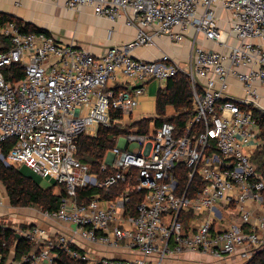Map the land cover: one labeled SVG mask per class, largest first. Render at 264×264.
Segmentation results:
<instances>
[{
	"label": "built area",
	"instance_id": "built-area-1",
	"mask_svg": "<svg viewBox=\"0 0 264 264\" xmlns=\"http://www.w3.org/2000/svg\"><path fill=\"white\" fill-rule=\"evenodd\" d=\"M67 6H89L113 22L125 19L137 35L95 56L47 34L24 33L15 22L0 26V38L11 42L0 52V144L14 141L9 165L63 188L58 210L42 215L72 226L70 236H52L40 226L15 229L36 249L14 264H61L60 252L84 264H167L185 254L245 264L264 251V173L256 159L262 151L264 163V141L255 114H264V0H67ZM191 31L187 68L167 54L154 61L130 55L160 36L183 43ZM199 37L216 48L201 46ZM13 66L22 69L21 80L7 79L4 71ZM181 72L193 88L185 130L165 123L155 134L133 129L120 137L101 171L113 174L96 186L124 183L127 190L114 200L97 194L80 202L78 191L91 182L89 167L76 157L80 137L130 125L145 85L167 83ZM230 77L243 96L231 95ZM179 167L188 170L190 183L195 176L204 183L197 197H187L188 189L179 193ZM132 192L142 193V201L131 209ZM185 211L195 216L188 228ZM0 227H6L1 219ZM76 238L93 248L91 256ZM116 251L130 258L108 256Z\"/></svg>",
	"mask_w": 264,
	"mask_h": 264
},
{
	"label": "trees",
	"instance_id": "trees-1",
	"mask_svg": "<svg viewBox=\"0 0 264 264\" xmlns=\"http://www.w3.org/2000/svg\"><path fill=\"white\" fill-rule=\"evenodd\" d=\"M10 22H15L24 33L48 34L46 30L40 29L32 24L24 23L5 14H0V26H5ZM11 47L10 40L0 38V52L7 51ZM8 80H21L24 77L22 69L13 66L4 71ZM8 74H12L9 77ZM259 119L260 138L264 141V114L256 113ZM121 118L116 113L115 117ZM193 116V88L189 77L184 73H179L169 79L164 89H160L157 94L156 116L154 118H144L138 122L125 126L100 127L96 137L81 136L78 141L77 159L86 164L90 169L91 182L85 189L79 190L77 197L80 202H88L93 195H99L102 200H114L123 194L128 184L119 183L108 190L96 186L98 182L104 181L107 176L113 174V171L101 172L102 166L106 161L109 152L114 149L118 139L133 129H137L138 134L151 135L157 133L165 123H172L182 132L187 126V122ZM14 145V141L0 144V184L4 187L13 208H31L35 207L43 212H54L58 210L61 196L53 194V186L44 188L33 177L32 174H26L23 168H16L8 164L6 157ZM262 151H258L256 159L259 168L264 173V163L261 161ZM263 160V159H262ZM136 174L131 177L132 185H136ZM175 178L178 181L179 193L188 189L187 197L194 198L203 190L204 183L198 176L189 182L188 170L179 167L175 172ZM53 183V182H52ZM55 186V183H54ZM142 201V193L132 192L130 194L129 208ZM195 218L192 211H185L182 214V221L186 228ZM181 219V214H180ZM230 222L232 220L229 219ZM32 226L23 225L22 230ZM17 232L12 227H0V264H7L11 255L15 260L33 250L36 247L25 238L19 240ZM14 251V252H13ZM13 252V253H12ZM58 252V251H57ZM61 264H84L81 261H72L65 253H59ZM245 264H264V251H258L253 258Z\"/></svg>",
	"mask_w": 264,
	"mask_h": 264
},
{
	"label": "crops",
	"instance_id": "crops-1",
	"mask_svg": "<svg viewBox=\"0 0 264 264\" xmlns=\"http://www.w3.org/2000/svg\"><path fill=\"white\" fill-rule=\"evenodd\" d=\"M0 14H5L46 30L55 42L77 46L95 56H103L110 48L115 46L122 48L133 42L137 35L136 28L125 25V19L113 22L109 19L98 17L89 6L70 9L67 6V0H0ZM193 37L194 32L191 31L187 34L185 41L180 44L175 43L166 35L156 37L153 45L134 48L130 50V55L135 59L154 61L163 54H167L184 69L190 65L192 58ZM198 39L201 46L216 48L215 45L209 43L203 37ZM229 83L231 95L235 97L243 96L242 86L236 79L230 77ZM166 85L167 83L162 84L156 80L148 82L145 85V92L139 100L138 107L134 114L128 118L127 122L133 121L134 123L144 118H154L156 116L158 91L164 89ZM53 194L57 196L55 187H53ZM0 199L5 201V205L8 202V206H0V219H2V222L6 216H10L15 226L21 223L26 226H40L50 230L52 236L60 234L70 236L72 226L54 223L45 219L42 215V210L38 208L11 207L6 191L1 184ZM5 226L12 227L14 230L18 228L8 224ZM75 241L77 243L75 245L80 247L81 250L83 249V253L91 256V250L88 246H83V241L80 238H76ZM193 255L199 256V254H185L178 259L170 261L169 264H218L214 261L209 263V260L203 257L201 259L192 258L191 256ZM108 256L130 258L128 254L121 251L112 252ZM14 261L16 262L17 260ZM225 263L243 264L239 258H231L226 260V262H221V264Z\"/></svg>",
	"mask_w": 264,
	"mask_h": 264
},
{
	"label": "rangeland",
	"instance_id": "rangeland-1",
	"mask_svg": "<svg viewBox=\"0 0 264 264\" xmlns=\"http://www.w3.org/2000/svg\"><path fill=\"white\" fill-rule=\"evenodd\" d=\"M152 113V112H151ZM122 145V144H121ZM106 161H111V156H110V153L108 154V156H107V158H106ZM23 171L26 173V174H32L29 170H27L26 168H23ZM33 175V177L35 178V179H37V181L40 183V185L42 186V187H44V188H48V187H51V186H53V187H55L54 186V183H52L51 181H49L48 179H44V178H41V177H39V176H37V175H35V174H32ZM57 187V188H56ZM55 187V191H56V194H57V196H60L63 192H64V190H63V188L62 187H59V186H56ZM7 203L8 202H6V205H7ZM8 206V205H7ZM10 206V205H9ZM2 220V219H1ZM3 223L6 225V224H8V225H10V226H15V224L13 223V219L10 217V216H6L4 219H3ZM24 224H16V226L15 227H18L17 229H21V227L23 226ZM16 232H18V231H16ZM90 249H93L92 247H89ZM192 258H196V259H201V256H198V255H193V256H191ZM12 259L14 258V255H12V257H11ZM203 258H206V257H203ZM12 259H10L8 262H7V264H9L10 262V264H14L15 263V259H13V261H11ZM208 260H209V263H211V262H217L218 264H221V262H226V260H228V259H226V260H224V261H215V260H213V259H210V258H207ZM242 261V260H241ZM243 262V261H242ZM170 263V261H168L167 262V264H169ZM226 264V263H225ZM243 264H244V262H243Z\"/></svg>",
	"mask_w": 264,
	"mask_h": 264
},
{
	"label": "water",
	"instance_id": "water-1",
	"mask_svg": "<svg viewBox=\"0 0 264 264\" xmlns=\"http://www.w3.org/2000/svg\"><path fill=\"white\" fill-rule=\"evenodd\" d=\"M17 238L20 240L21 239V235L17 233Z\"/></svg>",
	"mask_w": 264,
	"mask_h": 264
}]
</instances>
